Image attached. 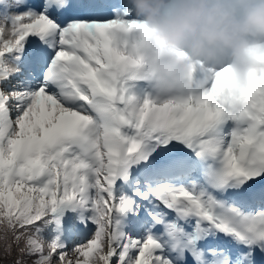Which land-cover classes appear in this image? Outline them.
<instances>
[{"label":"snow or ice","instance_id":"1","mask_svg":"<svg viewBox=\"0 0 264 264\" xmlns=\"http://www.w3.org/2000/svg\"><path fill=\"white\" fill-rule=\"evenodd\" d=\"M182 56L125 0H0V264H264V75L226 107Z\"/></svg>","mask_w":264,"mask_h":264},{"label":"clouds","instance_id":"2","mask_svg":"<svg viewBox=\"0 0 264 264\" xmlns=\"http://www.w3.org/2000/svg\"><path fill=\"white\" fill-rule=\"evenodd\" d=\"M149 41L209 74L227 69L218 99L240 106L264 75V0H125ZM207 80L199 83L203 87Z\"/></svg>","mask_w":264,"mask_h":264}]
</instances>
